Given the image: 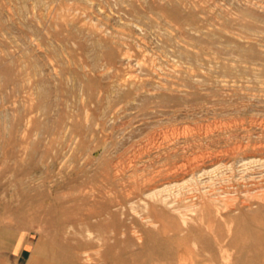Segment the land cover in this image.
<instances>
[{
  "label": "rangeland",
  "instance_id": "1",
  "mask_svg": "<svg viewBox=\"0 0 264 264\" xmlns=\"http://www.w3.org/2000/svg\"><path fill=\"white\" fill-rule=\"evenodd\" d=\"M260 1L0 0V250L24 245L26 264H264ZM190 175L232 193L221 214L144 221L142 189ZM176 192L171 205L188 204Z\"/></svg>",
  "mask_w": 264,
  "mask_h": 264
},
{
  "label": "bare ground",
  "instance_id": "2",
  "mask_svg": "<svg viewBox=\"0 0 264 264\" xmlns=\"http://www.w3.org/2000/svg\"><path fill=\"white\" fill-rule=\"evenodd\" d=\"M242 1V0H241ZM262 1V0H261ZM260 1V2H261ZM259 2V3H260ZM264 2V1H262ZM259 5V4H258ZM257 5V6H258ZM261 10V9H260ZM263 11V10H262ZM250 14V13H249ZM142 50V49H141ZM144 50V49H143ZM43 51V50H42ZM110 52V51H109ZM125 54V53H124ZM144 55V54H143ZM147 55V54H146ZM149 55V54H148ZM113 56V55H112ZM144 57V56H143ZM140 60V59H138ZM136 61V60H134ZM136 64V63H135ZM138 64V63H137ZM131 66V65H130ZM172 66V65H171ZM150 68V67H149ZM152 68V67H151ZM156 69V68H155ZM154 71V70H153ZM128 72V71H127ZM130 72V71H129ZM127 75V74H126ZM170 76V75H169ZM162 81V80H161ZM160 81V83H162ZM167 81V80H166ZM235 82V81H234ZM151 83V82H150ZM179 83V82H178ZM157 84V83H156ZM246 84V83H245ZM118 86V85H117ZM159 88V87H158ZM243 92V91H242ZM161 94V93H159ZM155 96V95H154ZM157 96V95H156ZM249 96V95H248ZM148 97V96H147ZM155 98V97H154ZM165 98V97H164ZM147 100V99H146ZM136 101V100H135ZM143 101V100H142ZM131 103V102H129ZM146 103V102H145ZM44 107V106H43ZM133 108V107H132ZM126 110V109H125ZM118 112V111H117ZM140 115V114H139ZM262 123V122H261ZM263 124V123H262ZM260 128V127H259ZM221 129V128H220ZM224 131V130H223ZM181 132V131H180ZM186 133V132H185ZM205 133V132H204ZM176 134V133H175ZM181 135V133H180ZM184 135V134H183ZM204 135V134H203ZM202 135V136H203ZM161 136V135H160ZM171 136V135H170ZM177 137H178V133H177ZM166 137H164L165 139ZM170 138V137H169ZM177 139V138H176ZM181 139V138H180ZM149 140V139H148ZM170 141V140H169ZM177 141V140H176ZM152 142V141H151ZM159 142V141H158ZM155 144V143H154ZM158 145V144H156ZM155 145V146H156ZM162 145V144H161ZM175 146V145H174ZM181 146V144H180ZM146 147V146H145ZM178 147V146H176ZM158 148V146H157ZM183 149V147H181ZM169 149V148H168ZM157 150V149H156ZM94 154V153H93ZM152 155V154H151ZM149 156V155H148ZM147 158V157H146ZM224 159V158H223ZM258 159V158H257ZM259 160V159H258ZM132 161V160H131ZM152 161V160H150ZM254 161H257L256 159H250V160H247V161H243L239 164V166H242L241 168V171L243 172L245 170V166L246 164L248 165V163L250 162H254ZM263 161V160H262ZM158 162V161H157ZM138 163V162H137ZM218 163V162H217ZM143 164V163H142ZM224 164V163H223ZM226 164V163H225ZM129 165V164H128ZM215 165V164H214ZM116 166V164H115ZM144 166V165H143ZM205 166V165H204ZM203 166V167H204ZM211 167V166H210ZM215 167V166H214ZM218 167V166H217ZM244 167V169H243ZM114 168V167H113ZM216 169V168H214ZM132 172V170H131ZM210 172L209 169H204L202 170V174H206ZM241 172V173H242ZM196 174V173H195ZM244 174V173H243ZM192 175V174H191ZM190 177L189 178H186L187 176H182L175 184H172L171 186H163V187H160V185H156V186H147L145 188L142 189L141 193L143 195V198L145 200H147V205H148V216L145 217L144 221L148 222L149 224H155V222L152 220L151 218V214L152 211H157V212H161L163 211V208H171L172 211L174 212H177L180 214L181 218H182V222L185 224L187 223L186 222V217H185V214H187V211H192V212H195L196 213V216L198 214V218L201 217H209L211 214H214V215H220L221 214V203L226 200V199H229L231 198V194L229 191L227 190H224V189H213L209 186H201V187H196L194 185H191L193 184V180L194 178L193 177ZM249 175V174H248ZM196 176V175H195ZM205 176V175H204ZM253 176V175H252ZM118 177V176H117ZM200 177V176H199ZM203 177V176H202ZM254 177V176H253ZM255 178V177H254ZM171 179V178H170ZM197 179V178H196ZM226 179V178H225ZM242 179V178H241ZM248 179V178H247ZM246 179V180H247ZM250 179V178H249ZM253 178L251 177V180L252 181V184L255 183L254 180H252ZM256 179V178H255ZM260 181L263 182L264 184V178L262 176H260ZM200 181V180H199ZM254 181V182H253ZM169 182V181H168ZM193 182V183H191ZM205 182V181H204ZM173 183V182H172ZM260 183V182H259ZM200 184V183H199ZM243 184V183H241ZM123 185V184H122ZM191 185V186H190ZM201 185V184H200ZM233 185V184H232ZM249 185V184H248ZM94 186V185H93ZM99 186V185H98ZM231 186V185H230ZM242 186V185H241ZM101 187V186H100ZM172 187V188H171ZM175 188L177 190L176 192V196L178 198H180V201L181 202H188V204H185L183 206H175L173 207L171 205V201L169 200L168 196L165 194L166 191L170 190V189H173ZM231 188V187H230ZM259 189L257 190L258 192L260 193H263L264 194V186H261L259 185L258 187ZM121 189V188H120ZM257 189V188H256ZM186 190V191H185ZM253 191V190H252ZM244 192V191H243ZM248 192V191H246ZM91 193V192H90ZM234 193V192H233ZM242 193V192H241ZM240 193V194H241ZM253 193V192H252ZM259 193V194H260ZM110 194V193H109ZM246 194V193H245ZM235 195V194H234ZM253 195V194H251ZM250 195V196H251ZM233 196V195H232ZM249 196V197H250ZM61 198V197H60ZM257 198V197H256ZM261 199V198H259ZM264 199V198H263ZM30 200V199H29ZM242 200V199H241ZM240 200V201H241ZM253 200V199H252ZM67 201V200H65ZM150 202L152 204H150ZM67 203V202H66ZM72 203V202H71ZM230 204V203H229ZM232 204V203H231ZM71 205V204H70ZM226 207V205H225ZM224 207V208H225ZM24 208V207H23ZM248 208V205L243 203V202H240L235 210L239 212V214H244V211L245 209ZM260 210L259 208H256L253 213H258ZM85 212V211H84ZM190 212V213H192ZM109 215H111L110 217V220L107 221V223H109V225L112 227L111 228V232H114V225H115V220H114V217L112 216V213H109ZM97 222V221H95ZM99 227V226H98ZM87 228V227H86ZM115 233V232H114ZM89 234V232H88ZM261 240L263 243H264V237L260 236V235H257L255 234V237H254V243L257 244V241ZM145 241V240H144ZM264 245V244H263ZM111 245L107 246V248H110ZM150 248V247H149ZM82 255L84 256V259H89L88 257V254L84 251L82 252ZM262 255V254H261ZM246 256V255H245ZM111 257V256H110ZM260 257H257L256 259L259 258L260 260ZM119 259V258H118ZM120 260V259H119ZM246 260V259H245ZM248 260V259H247ZM251 264V263H250ZM257 264V263H256Z\"/></svg>",
  "mask_w": 264,
  "mask_h": 264
},
{
  "label": "crops",
  "instance_id": "3",
  "mask_svg": "<svg viewBox=\"0 0 264 264\" xmlns=\"http://www.w3.org/2000/svg\"><path fill=\"white\" fill-rule=\"evenodd\" d=\"M27 249L22 244H6L4 248L0 250V256L3 259L1 264H26L28 257H26ZM59 258L53 253L45 252L41 264H58Z\"/></svg>",
  "mask_w": 264,
  "mask_h": 264
}]
</instances>
